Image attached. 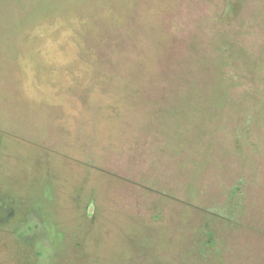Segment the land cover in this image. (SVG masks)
<instances>
[{
  "label": "rangeland",
  "instance_id": "374dc122",
  "mask_svg": "<svg viewBox=\"0 0 264 264\" xmlns=\"http://www.w3.org/2000/svg\"><path fill=\"white\" fill-rule=\"evenodd\" d=\"M0 264H264V0H0Z\"/></svg>",
  "mask_w": 264,
  "mask_h": 264
}]
</instances>
